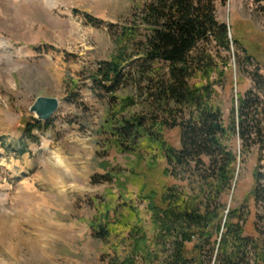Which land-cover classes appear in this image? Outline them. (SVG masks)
<instances>
[{
	"label": "rangeland",
	"instance_id": "374dc122",
	"mask_svg": "<svg viewBox=\"0 0 264 264\" xmlns=\"http://www.w3.org/2000/svg\"><path fill=\"white\" fill-rule=\"evenodd\" d=\"M135 11L131 0H54L52 7L45 0H0V222L12 219L29 239L46 235L45 254L30 255L26 248L10 250L11 235L0 234V264H113L127 258L176 264L180 243L186 264H216L225 220L239 223L252 247L264 229V130L261 138L245 143L237 134L241 95L250 93L257 106L252 116L264 126V0H215L217 20L227 25L232 42L230 50L214 43L207 47L215 60L208 101L219 109L225 148L237 158L235 177L221 192L206 178L215 165L212 157L173 167L144 139L134 150L122 149L110 138L109 125L101 126L113 110L112 95L91 75L121 51L128 61L138 58L134 45L118 43ZM163 69L166 64L159 63L151 72ZM201 80L197 72L191 83ZM132 92L128 85L117 94ZM41 95L59 100L46 121L29 111ZM140 97L124 112L149 114L153 108ZM157 112L159 120L177 124L183 115ZM180 133V126L167 127L162 138L179 150ZM148 194L158 210L150 207ZM175 200L181 208L175 215L165 213ZM130 210L135 212L130 227L106 238L91 226L106 217L121 219ZM228 210L238 211L230 218ZM194 213L203 223L211 214L208 229L202 232L190 222ZM36 220L39 225H33ZM51 223L63 227L60 234L46 231H52ZM138 224L147 240L136 247L130 232ZM199 244L203 247L195 250Z\"/></svg>",
	"mask_w": 264,
	"mask_h": 264
},
{
	"label": "trees",
	"instance_id": "16d2710c",
	"mask_svg": "<svg viewBox=\"0 0 264 264\" xmlns=\"http://www.w3.org/2000/svg\"><path fill=\"white\" fill-rule=\"evenodd\" d=\"M131 1L136 9L134 18L121 28L118 43L123 44L122 46L134 45L139 53L138 58L132 62L128 61L126 52L121 51L111 60L102 61L91 75L94 83L102 85L104 90L112 95L113 110L108 108V114L101 126L104 129L109 125L106 128L110 138L122 149L134 150L140 140L144 139L154 147L156 154L173 167L190 162L201 163L203 155L212 157L215 165L206 178H212L216 190L221 192L224 186L231 185L235 177L234 164L237 158L225 148L223 139L226 128L221 121L219 109L208 101L212 94L210 74L214 72L215 60L214 51L207 47L214 43L230 50L232 40L228 38L229 29L224 22L217 20L215 0ZM159 63H165L167 70L163 69V72L154 74L151 70ZM238 64L241 65L240 62ZM197 72L201 73L205 81L191 83L193 75ZM222 74L223 72L219 73L220 76H223ZM70 80L72 81V78ZM128 85L132 86V94H117V91L126 89ZM138 94L153 108L149 114L124 112L126 105L137 103L135 100ZM254 98L256 101L258 97L255 95ZM251 100L250 93L238 97L237 134L243 143L263 136L262 121L252 116L257 106L256 102ZM158 110L168 111L174 118L182 112L180 123L159 120ZM186 110L189 111L187 116L184 114ZM232 121L235 125V120ZM175 126L181 128L179 150L162 138L164 129ZM27 128L31 131L34 127ZM254 175L258 186L260 173L257 171ZM256 195L257 190L254 191V196ZM145 197L150 200V207L159 209L152 194ZM175 201L177 202L173 204L170 201L165 213L168 211L175 215L177 209L181 208V201ZM237 211H230V218L234 217ZM134 213L130 210L129 215L121 219L106 217L105 220H95L91 226L99 233V237L106 238L113 231L129 228L135 217ZM201 219V216L195 213L189 218L190 222L195 223L203 232L209 227L211 214L204 216V223ZM222 227L227 228V231L217 241L216 264H264V229L252 247L253 239L242 235L243 230L239 223H227L225 220ZM187 232L186 229L183 232L185 240L189 239ZM130 233L136 247L140 242L147 240L142 225L133 226ZM180 245L175 257L176 264H186L189 260L184 254V244ZM201 247L203 245L199 244L195 250ZM252 248V258H248ZM113 264L137 263L127 258Z\"/></svg>",
	"mask_w": 264,
	"mask_h": 264
},
{
	"label": "bare ground",
	"instance_id": "6f19581e",
	"mask_svg": "<svg viewBox=\"0 0 264 264\" xmlns=\"http://www.w3.org/2000/svg\"><path fill=\"white\" fill-rule=\"evenodd\" d=\"M4 2L7 3V1H17V0H2ZM45 3L47 5H50L52 7V5L54 4V0H45ZM4 45V44H1ZM8 218V217H7ZM6 218V219H7ZM8 221H4L0 222V234L2 233H9V235H11L12 238V244L10 243L8 245V247L10 248V250L15 251V249H22V248H26V250H28V253L31 254H35V255H40V254H45V250L42 248L43 247V238H45V236L41 233H35L34 238H28L26 235L18 232V229L15 228L16 225L15 223H13L12 219H7ZM6 222V223H5ZM50 222V221H48ZM52 225L50 226L51 230H46L48 231V233H56V234H60V231L63 229V227H61V225H58L56 223H51ZM33 225H39V221H35ZM41 225V224H40ZM48 227V225H47ZM57 230V231H54ZM44 231V230H43ZM30 237V235H29ZM3 240H5L3 237H1ZM27 252V251H26Z\"/></svg>",
	"mask_w": 264,
	"mask_h": 264
},
{
	"label": "water",
	"instance_id": "95a60500",
	"mask_svg": "<svg viewBox=\"0 0 264 264\" xmlns=\"http://www.w3.org/2000/svg\"><path fill=\"white\" fill-rule=\"evenodd\" d=\"M58 98L42 96L37 98L35 102L29 107V111L35 114L38 121H46L50 119L58 108Z\"/></svg>",
	"mask_w": 264,
	"mask_h": 264
}]
</instances>
